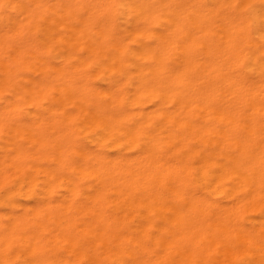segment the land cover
Segmentation results:
<instances>
[{"label": "clouds", "instance_id": "obj_1", "mask_svg": "<svg viewBox=\"0 0 264 264\" xmlns=\"http://www.w3.org/2000/svg\"><path fill=\"white\" fill-rule=\"evenodd\" d=\"M0 264H264V0H0Z\"/></svg>", "mask_w": 264, "mask_h": 264}]
</instances>
